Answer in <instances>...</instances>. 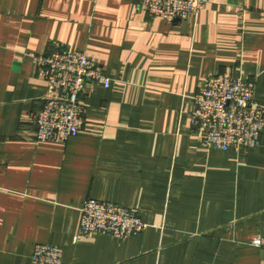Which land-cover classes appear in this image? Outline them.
<instances>
[{
  "label": "crops",
  "instance_id": "obj_1",
  "mask_svg": "<svg viewBox=\"0 0 264 264\" xmlns=\"http://www.w3.org/2000/svg\"><path fill=\"white\" fill-rule=\"evenodd\" d=\"M83 51L111 83L82 93L84 125L37 140L51 92L34 55ZM242 76L264 104V0H207L168 22L136 0H0V264H264V130L239 152L207 147L192 124L209 79ZM134 209L128 238L82 234L87 198Z\"/></svg>",
  "mask_w": 264,
  "mask_h": 264
},
{
  "label": "built area",
  "instance_id": "obj_2",
  "mask_svg": "<svg viewBox=\"0 0 264 264\" xmlns=\"http://www.w3.org/2000/svg\"><path fill=\"white\" fill-rule=\"evenodd\" d=\"M150 15L168 22L196 15L207 0H136ZM38 74L50 86L43 106L33 113L35 138L65 142L77 136L84 125L82 93L92 83L109 86L100 64L83 51L57 48L49 54L34 55ZM192 124L199 139L209 148L222 151L248 149L260 142L264 130V104L255 97L252 81L235 74L215 76L194 96ZM138 212L111 200L87 198L81 208L82 234H108L128 238L147 229ZM251 244L264 247V237ZM62 249L51 243H38L33 264H61Z\"/></svg>",
  "mask_w": 264,
  "mask_h": 264
}]
</instances>
